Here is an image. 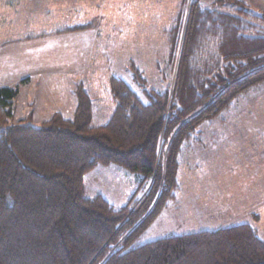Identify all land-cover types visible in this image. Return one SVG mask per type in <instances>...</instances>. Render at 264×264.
Here are the masks:
<instances>
[{"label":"trees","instance_id":"1","mask_svg":"<svg viewBox=\"0 0 264 264\" xmlns=\"http://www.w3.org/2000/svg\"><path fill=\"white\" fill-rule=\"evenodd\" d=\"M183 5L168 30L173 87L148 88L132 65L146 101L112 77L115 110L104 126L92 125L84 84L75 89L72 118L55 113L40 127L7 126L17 92L0 88V264H264V239L248 224L138 244L176 201L180 156L200 126L264 85V27L245 1ZM95 28L91 22L58 33ZM112 165L139 176L138 190L119 209L102 194L86 196V175ZM145 186L146 200L132 211Z\"/></svg>","mask_w":264,"mask_h":264},{"label":"rangeland","instance_id":"2","mask_svg":"<svg viewBox=\"0 0 264 264\" xmlns=\"http://www.w3.org/2000/svg\"><path fill=\"white\" fill-rule=\"evenodd\" d=\"M215 1L201 0V5L210 8ZM243 1L259 16L256 24L264 27V0ZM47 2L55 8L52 16L41 18L40 12L28 25L0 34V88L17 92L14 117L7 126L26 122L40 127L55 113L72 118L80 84L92 98V125L104 126L115 110L112 77L125 80L146 101L133 81L132 65L148 88L163 92L173 87L176 64L169 61L168 30L187 9L183 0ZM16 17L19 14L14 20L5 16L1 22L16 23ZM87 22H95L96 28L52 35ZM138 179L118 166H99L85 177L86 196L102 194L119 209L138 190ZM178 181L176 201L168 204L138 244L242 224L255 228L264 239V85L200 126L182 150ZM148 188L139 190L132 211L146 200Z\"/></svg>","mask_w":264,"mask_h":264},{"label":"crops","instance_id":"3","mask_svg":"<svg viewBox=\"0 0 264 264\" xmlns=\"http://www.w3.org/2000/svg\"><path fill=\"white\" fill-rule=\"evenodd\" d=\"M48 0H43V2L41 0H0V34H2L3 32H5V30H9L10 27H18L23 26V24L28 25L29 23V19H33L32 16H36V14H39V17L41 18H45L47 19V17H50L52 15H50V12L53 11L55 8L53 7L50 8V6H48ZM20 17H16L15 20H19L16 23L9 21V19H13V15H18ZM8 16V20L7 22H5L4 24L1 22V20L5 17ZM39 17L36 20L39 23ZM14 20V19H13ZM36 21L34 24H36ZM90 23V22H89ZM87 23L81 24V25H86ZM81 25H77V26H81ZM3 26V27H2ZM41 26V25H40ZM72 28V27H70ZM92 31V30H91ZM89 31V32H91ZM84 32H88V31H84ZM52 34V33H49ZM69 33H58L54 32L52 35H66ZM71 34V33H70ZM69 34V35H70ZM39 35V34H38ZM46 36V34H43Z\"/></svg>","mask_w":264,"mask_h":264}]
</instances>
